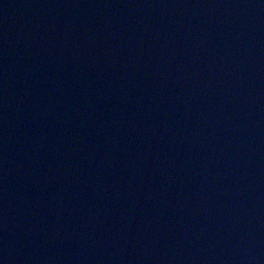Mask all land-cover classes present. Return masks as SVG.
<instances>
[{"label":"water","instance_id":"95a60500","mask_svg":"<svg viewBox=\"0 0 264 264\" xmlns=\"http://www.w3.org/2000/svg\"><path fill=\"white\" fill-rule=\"evenodd\" d=\"M0 264H264V0H0Z\"/></svg>","mask_w":264,"mask_h":264}]
</instances>
